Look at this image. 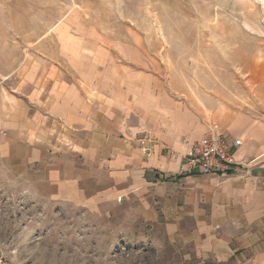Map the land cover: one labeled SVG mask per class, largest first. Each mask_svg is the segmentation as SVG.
I'll return each mask as SVG.
<instances>
[{"label":"rangeland","instance_id":"374dc122","mask_svg":"<svg viewBox=\"0 0 264 264\" xmlns=\"http://www.w3.org/2000/svg\"><path fill=\"white\" fill-rule=\"evenodd\" d=\"M263 71L264 0H0L3 86L90 87L99 98H124L132 125L140 110L160 109L168 120L164 110L199 113L217 103L260 115L249 73L254 81ZM125 228L43 199L0 169V251L11 264L193 260L189 245L159 225Z\"/></svg>","mask_w":264,"mask_h":264},{"label":"crops","instance_id":"0c3cea01","mask_svg":"<svg viewBox=\"0 0 264 264\" xmlns=\"http://www.w3.org/2000/svg\"><path fill=\"white\" fill-rule=\"evenodd\" d=\"M6 78L0 73V169L118 229L159 225L189 245L188 264H264V71L254 81L249 73L260 115L217 103L199 113L164 110L168 120L160 109L140 110L136 125L122 97L59 83L49 93L27 81L9 91ZM211 123L240 140L234 157L243 165L226 173L189 165L191 144Z\"/></svg>","mask_w":264,"mask_h":264},{"label":"built area","instance_id":"2783aa9c","mask_svg":"<svg viewBox=\"0 0 264 264\" xmlns=\"http://www.w3.org/2000/svg\"><path fill=\"white\" fill-rule=\"evenodd\" d=\"M145 156L151 154L148 139L138 140ZM239 139L227 138L216 123L207 126L202 139L191 144L189 165L197 166L202 173H226L234 166L243 165L235 160V151L239 148ZM0 264H11L6 255L0 251Z\"/></svg>","mask_w":264,"mask_h":264}]
</instances>
